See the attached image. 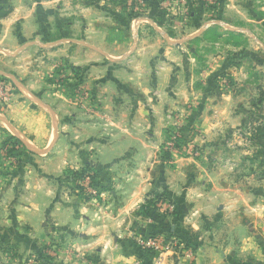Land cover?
Returning a JSON list of instances; mask_svg holds the SVG:
<instances>
[{
  "label": "rangeland",
  "instance_id": "obj_1",
  "mask_svg": "<svg viewBox=\"0 0 264 264\" xmlns=\"http://www.w3.org/2000/svg\"><path fill=\"white\" fill-rule=\"evenodd\" d=\"M0 3L4 11L33 19L29 30L36 43L31 68L38 70L36 81L49 84L43 92L67 95V118L61 119L67 124L66 133L53 134L50 150L27 149L11 134L0 142L12 167L6 171L17 172L15 188L24 193L26 204L20 230L12 225L8 231L0 229V264H81L67 263L70 198L97 208L93 217L99 219L97 214L108 210L118 193L119 201H124L128 186L137 195L134 236L175 233L184 248L185 241L195 238L189 228L192 219L184 217L195 205L197 190L201 196L197 204L204 209L211 197H217L220 208L214 206L211 214L218 212V220L211 221L222 235L226 222L220 210L229 205L225 199L230 198L237 210L247 207L241 218L260 219L250 207L262 209L264 217V0ZM163 67L165 103L155 92ZM5 79L18 95L13 79ZM144 90L168 114L162 139L160 135L153 143L148 137L154 146L143 151L91 147V137L103 142L114 136L98 114L89 115L111 108L107 114H126ZM179 91L186 102L173 107L169 96ZM224 93L234 100L225 107L226 116L213 119L217 110L213 106ZM54 106L59 108L58 101ZM81 116L91 118L100 130L81 132ZM111 153L140 161L111 165ZM36 218L43 224L37 231L39 244L34 245L27 223ZM144 220L150 225L142 229ZM185 225L187 233L181 230Z\"/></svg>",
  "mask_w": 264,
  "mask_h": 264
},
{
  "label": "crops",
  "instance_id": "obj_2",
  "mask_svg": "<svg viewBox=\"0 0 264 264\" xmlns=\"http://www.w3.org/2000/svg\"><path fill=\"white\" fill-rule=\"evenodd\" d=\"M2 6L3 4L0 3V11L4 12ZM5 12V15L0 16V76L13 79L19 89V94L12 95L7 106L0 103V142L11 134L16 137L21 146L27 149L50 150L53 134L66 133L67 124L62 123L61 119L67 118V95L63 93L55 96V93H44L45 88H48L46 85L49 84L44 79L43 81L40 79L39 82L35 80L38 70L31 68L33 61L31 52L36 42L29 30L33 19L27 15ZM5 64L10 65L11 69H5ZM44 70L43 73L46 75L47 69ZM164 71L166 68H161L160 74L163 76L158 78L155 92L160 94V99L162 98L165 103L168 98L164 92L166 89ZM7 72L9 73L7 74ZM194 88L197 89L195 85ZM190 90L193 91L192 85ZM186 93L189 94L188 91H183V94ZM143 94H138L140 98L134 97L133 104L135 106L132 111L126 114L117 111L112 112L114 116L107 114L113 110L112 108L111 111L105 109L102 114L99 112L90 114L89 117L91 118L98 114L97 116L104 120L103 126L114 136L104 139L103 142L96 141L95 137H91L90 141L93 143L90 146L96 150L110 151H129L136 147L139 151H143L154 146L153 140L157 139L158 141L160 135L165 131H163L165 128L163 120L164 117L167 118L168 114L155 106L157 100L151 98L149 93L144 90ZM173 94L174 96H171ZM173 94L169 96L173 107L186 102V100L182 102V97L179 96L180 91L178 93L173 92ZM99 96L105 97V95ZM234 97L227 93L218 96V102L213 106L217 109L214 110L216 114L212 118L217 119L221 114L225 115V107L233 102ZM56 101H58V109L54 106ZM46 109H48L47 112ZM73 116L76 118L75 115ZM81 118L83 119L80 121L83 123L79 128L81 132L92 133L100 130V127H94L95 124L91 123V118L87 119L82 116ZM199 120L201 121V118ZM118 136L119 138H117ZM148 137L152 139L153 143ZM56 141L51 148H55ZM111 156L109 159L111 165L120 163L136 165L140 161L133 155H129L126 159L117 155L114 156L113 153ZM4 158L6 156L0 149V229L8 231L12 225L20 230L25 223L22 218L26 220L24 217L26 205L23 202L24 193L20 188L18 190L15 188L16 183L19 182V180L17 181V172L9 173L6 171H10L12 167ZM194 195L199 199L201 198L199 190ZM72 198H70V203H73V206L67 208V263L264 264V217L261 215L262 209L250 207V210L255 211L253 215L260 217V219L256 218L254 221H249L244 218L247 207H239V210L232 208L230 198L225 199L229 205L226 207L224 205L220 210L224 212V215L221 214V216L224 217L223 222H226L223 235L219 232V228H216L215 225L212 226L211 221L218 220L215 217L218 212H215L214 215L211 214V209L216 205L218 206L217 197H211L206 209L197 204L196 198L192 211L184 217L186 220L192 219L190 224L192 228H189L194 232L193 237L195 238L185 241L187 243L186 248L179 249L174 254L169 253L158 261L154 254L145 253L146 251L142 250L134 241L133 231L138 227L137 222L135 223L137 216L133 214L137 195L130 186L124 190V201L122 203L119 201L118 193L117 201L114 199L108 210L103 211L102 214H97L99 219L93 217V213L98 212L97 208L95 210V208ZM32 212L34 211L32 210ZM237 214L239 215L238 220L236 219ZM241 215L244 217L241 218ZM87 216L89 217L87 218ZM89 219L91 220L89 221ZM146 220L150 222V215ZM146 220L143 221L144 227L142 229L148 223ZM206 222L208 227L204 228ZM41 224L43 223H40L38 218L33 224L27 223L33 233L31 243L34 245L39 244L37 231L40 230ZM171 227L178 231L177 226L171 225ZM184 227L185 229L181 230L187 233L189 229L186 225ZM17 242L20 243L19 239Z\"/></svg>",
  "mask_w": 264,
  "mask_h": 264
},
{
  "label": "built area",
  "instance_id": "obj_3",
  "mask_svg": "<svg viewBox=\"0 0 264 264\" xmlns=\"http://www.w3.org/2000/svg\"><path fill=\"white\" fill-rule=\"evenodd\" d=\"M12 88L5 78L0 76V103L7 106L12 97ZM173 207L170 206L166 210L172 211ZM166 234V236H164ZM137 245L146 252H152L157 258V261L165 257L167 254L177 253L179 249H183L184 244L176 237L175 233L169 232H155L146 235L135 236ZM135 264H139L136 262Z\"/></svg>",
  "mask_w": 264,
  "mask_h": 264
},
{
  "label": "trees",
  "instance_id": "obj_4",
  "mask_svg": "<svg viewBox=\"0 0 264 264\" xmlns=\"http://www.w3.org/2000/svg\"><path fill=\"white\" fill-rule=\"evenodd\" d=\"M5 13H6L5 11L3 12V11L1 10V11H0V16H3V15H5ZM150 234H152V235H153L154 233H150ZM145 253H147V254H148V252H145ZM150 254H154V253L150 252Z\"/></svg>",
  "mask_w": 264,
  "mask_h": 264
}]
</instances>
